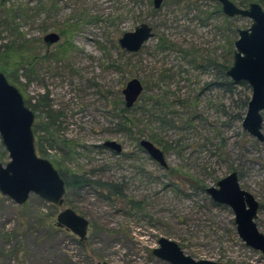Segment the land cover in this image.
Returning a JSON list of instances; mask_svg holds the SVG:
<instances>
[{
  "label": "rangeland",
  "instance_id": "rangeland-1",
  "mask_svg": "<svg viewBox=\"0 0 264 264\" xmlns=\"http://www.w3.org/2000/svg\"><path fill=\"white\" fill-rule=\"evenodd\" d=\"M225 17L217 0H164L158 9L153 0H0V46L27 39L36 54L16 83L35 112L45 157L69 177L77 171L114 185L72 186L62 205L37 194L19 205L0 192V264H170L153 254L161 236L198 260L264 264L263 254L240 238L232 208L206 192L236 170L242 188L260 202L264 232V142L243 128L244 117H234L237 100L252 90L209 86L213 73L198 67L228 59L227 40L238 33L228 30ZM142 22L155 35L140 51L127 52L119 38ZM231 22L240 29L252 20ZM50 32L61 38L48 48ZM160 37L175 47L160 49ZM134 77L145 89L128 113L130 132L119 114L122 90ZM43 103L60 116L48 130ZM143 138L164 151L167 166L141 147ZM107 140L121 143L122 152L106 148ZM9 159L7 152L0 161ZM68 207L90 222L84 242L57 225Z\"/></svg>",
  "mask_w": 264,
  "mask_h": 264
},
{
  "label": "water",
  "instance_id": "water-1",
  "mask_svg": "<svg viewBox=\"0 0 264 264\" xmlns=\"http://www.w3.org/2000/svg\"><path fill=\"white\" fill-rule=\"evenodd\" d=\"M217 1L225 15L252 20L248 28L238 29L234 59L227 75L235 82L246 81L250 85L252 94L242 124L249 134L264 142V8L259 2L242 7L232 0ZM153 2L158 9L164 0ZM154 35L153 27L142 22L134 30L124 32L119 44L127 52H138ZM60 38L58 33L50 32L44 40L50 46ZM144 89L139 78H131L122 90L125 105L132 108ZM34 124L35 112L27 105L23 93L0 71V138L10 158L6 164L0 161V192L19 205H25L31 194L62 205L67 193L66 181L50 159L38 154ZM104 145L116 153L123 150L122 144L116 140H107ZM140 145L154 160L167 166L164 151L153 141L143 138ZM206 192L214 202L232 208L240 238L264 256V232L257 223L260 202L253 193L242 188L238 172L233 170L228 173L217 185L207 187ZM57 225L70 230L80 240L88 237L89 220L70 207L59 212ZM158 243L159 246L153 248V254L170 264H225L195 259L186 254L177 241L165 236H161ZM97 264L109 263L100 261Z\"/></svg>",
  "mask_w": 264,
  "mask_h": 264
},
{
  "label": "trees",
  "instance_id": "trees-1",
  "mask_svg": "<svg viewBox=\"0 0 264 264\" xmlns=\"http://www.w3.org/2000/svg\"><path fill=\"white\" fill-rule=\"evenodd\" d=\"M252 2H259L261 4L264 2V0H243L242 2H240L239 6H244V4H250ZM219 10H220V7L218 8V11ZM8 11L12 12L11 9H9ZM13 18H15V16H13ZM225 19L230 21L229 22L230 27L228 28V30L230 29V32H232L233 35H236L238 33V29H235V27L231 25L232 23L231 17L226 16ZM67 33L71 34L72 33L71 29L67 30ZM236 38H237L236 36H233V38L229 36L227 40L229 49L226 55L228 56V59H225L223 61L219 59H210L207 67L198 66L199 68H204L206 70L210 69V71L213 73L214 75L213 81H211L210 83H207L209 86H213L218 89H223L225 91H229L232 93L234 92L235 87H237V85L245 86L248 89L251 88L250 85L246 81L235 82L227 75V70L232 65L233 59H234V53H235L234 43H235ZM18 39L19 38H16L15 40H12L10 43L3 44L2 46H0V71L4 72L7 75L8 79L20 89L18 83H16L18 82V77H19L18 74L20 70L25 68L26 66H30L31 68L34 66V63L36 61V54L34 53V49L30 46V44H32L31 40L23 39L20 42H18L19 41ZM174 47H175V44L171 43L168 39L164 37H160V44H159L160 49L164 50V49L174 48ZM68 51H69V47H66V49L63 48L62 50H59L57 54L58 53L63 54L64 52H68ZM249 100H250L249 94L248 95L243 94V96H240L239 100H237L238 102H236V107H237L238 112L234 115L235 118L243 119L247 111V108H248ZM25 101L27 105L30 108H32L30 105V101L27 98H25ZM158 104L164 105V102H158ZM43 105H45L46 107L47 113L49 114L50 121L43 124L42 128L45 130H48L50 126L55 124V122L60 116L59 114L52 113V111L49 110L50 109L49 104L43 103ZM165 105H170V104H165ZM131 110L132 108H128L125 105L121 108V112L119 114L121 126L124 129L129 130L130 132L131 130L128 128V125L133 123V119H131L128 116L129 115L128 113ZM33 129H34V133L36 137L37 126L34 125ZM40 140H41V136L40 138H37V141H36L37 152L40 156L45 157L46 151L41 146ZM63 143H65L66 145H69V143H66V141L64 142V140H63ZM50 145L53 146L54 144L50 143ZM6 154H7V151L0 138V158L5 156ZM52 162L54 166L59 170L63 178L65 179L67 190L71 188L72 186H79V185H84V184L85 185L95 184L96 186L109 188V189H111V187H114V185L109 182L87 178L85 173L80 175L78 174L77 171H72L71 172L72 176L69 177V175L66 172V169L61 164L56 163L55 161H52ZM193 181L194 180L191 178L190 182H193ZM201 188L205 189V186L201 185ZM131 202L136 203L135 201H131ZM85 240H81V241L84 242Z\"/></svg>",
  "mask_w": 264,
  "mask_h": 264
},
{
  "label": "flooded vegetation",
  "instance_id": "flooded-vegetation-1",
  "mask_svg": "<svg viewBox=\"0 0 264 264\" xmlns=\"http://www.w3.org/2000/svg\"><path fill=\"white\" fill-rule=\"evenodd\" d=\"M221 9H222V7H221ZM226 16H227V15H226ZM228 17H229V16H228ZM44 41H45V40H44ZM56 43H57V42H56ZM54 44H55V43H54ZM46 45H47V43H46ZM47 47L50 48L51 45H50V46L47 45ZM229 68H230V67H229ZM139 143H140V141H139ZM104 146H105V145H104ZM105 147H106V146H105ZM141 147H142V146H141ZM106 148H108V147H106ZM142 148H143V147H142ZM109 149H110V148H109ZM111 150H112V149H111Z\"/></svg>",
  "mask_w": 264,
  "mask_h": 264
}]
</instances>
